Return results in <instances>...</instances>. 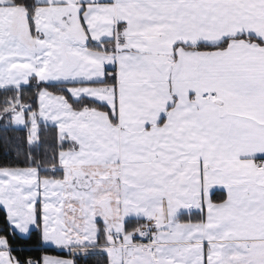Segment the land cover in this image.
<instances>
[{
	"label": "snow or ice",
	"instance_id": "obj_1",
	"mask_svg": "<svg viewBox=\"0 0 264 264\" xmlns=\"http://www.w3.org/2000/svg\"><path fill=\"white\" fill-rule=\"evenodd\" d=\"M0 148V264H264V0H0Z\"/></svg>",
	"mask_w": 264,
	"mask_h": 264
},
{
	"label": "trees",
	"instance_id": "obj_2",
	"mask_svg": "<svg viewBox=\"0 0 264 264\" xmlns=\"http://www.w3.org/2000/svg\"><path fill=\"white\" fill-rule=\"evenodd\" d=\"M11 135H24V133L23 132H19V133H11ZM3 157V149L2 148H0V158H2Z\"/></svg>",
	"mask_w": 264,
	"mask_h": 264
}]
</instances>
